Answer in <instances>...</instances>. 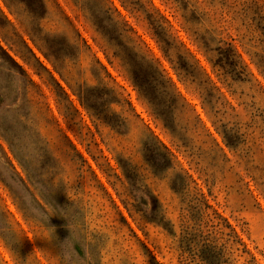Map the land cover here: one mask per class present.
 <instances>
[{
    "label": "rangeland",
    "instance_id": "1",
    "mask_svg": "<svg viewBox=\"0 0 264 264\" xmlns=\"http://www.w3.org/2000/svg\"><path fill=\"white\" fill-rule=\"evenodd\" d=\"M49 1L0 13V264H264V0Z\"/></svg>",
    "mask_w": 264,
    "mask_h": 264
},
{
    "label": "crops",
    "instance_id": "2",
    "mask_svg": "<svg viewBox=\"0 0 264 264\" xmlns=\"http://www.w3.org/2000/svg\"><path fill=\"white\" fill-rule=\"evenodd\" d=\"M57 7L61 10L63 9L61 3H70L74 6L79 4L81 0H52ZM50 1L49 0H0V13L4 16V18L10 23L12 19L16 18L19 19L20 17H26L32 20H43L45 19L46 15L48 14ZM83 14L86 16V11L81 9ZM63 11V10H62ZM91 11V10H90ZM87 18V17H86ZM31 37L32 42L35 44V47L38 51L44 55L49 61L54 63L53 58L57 56L56 51H51L49 53L46 49H44V43L41 39H37L33 33H28ZM27 34V35H28ZM95 34L102 35L99 31L95 30ZM85 43L88 45V42L85 40ZM27 44V42H26ZM28 45V44H27ZM107 60L114 64V59H111L109 52L106 49H103ZM119 55H114V58H117ZM119 58V57H118ZM119 62V61H118ZM117 63V61H116ZM120 64V62H119ZM133 84L137 91H142V86L139 85V79L136 75L133 74L132 76Z\"/></svg>",
    "mask_w": 264,
    "mask_h": 264
},
{
    "label": "trees",
    "instance_id": "3",
    "mask_svg": "<svg viewBox=\"0 0 264 264\" xmlns=\"http://www.w3.org/2000/svg\"><path fill=\"white\" fill-rule=\"evenodd\" d=\"M218 65V62L217 63H215V66H217ZM166 148V147H165ZM166 150H167V155L169 154L170 155V157H172V154L169 152V150L166 148ZM143 202H145V200L143 199ZM153 211H152V213H151V215L149 216V215H147L148 213L146 212V211H143V210H141V209H137V213H144L145 214V216L147 217H150L151 218V220L152 221H156L157 219V213H159V209H158V207L156 206V205H154L153 206V209H152ZM163 222V218L162 219H160V220H158V223H162Z\"/></svg>",
    "mask_w": 264,
    "mask_h": 264
}]
</instances>
